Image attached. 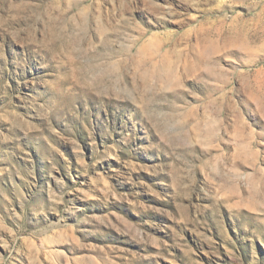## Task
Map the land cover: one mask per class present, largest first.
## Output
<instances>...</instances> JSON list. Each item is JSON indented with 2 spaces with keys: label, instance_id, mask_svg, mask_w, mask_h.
<instances>
[{
  "label": "rangeland",
  "instance_id": "1",
  "mask_svg": "<svg viewBox=\"0 0 264 264\" xmlns=\"http://www.w3.org/2000/svg\"><path fill=\"white\" fill-rule=\"evenodd\" d=\"M0 264H264V0H0Z\"/></svg>",
  "mask_w": 264,
  "mask_h": 264
}]
</instances>
